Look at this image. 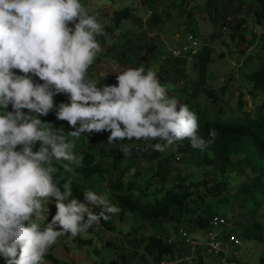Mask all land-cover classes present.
<instances>
[{
	"label": "clouds",
	"instance_id": "clouds-1",
	"mask_svg": "<svg viewBox=\"0 0 264 264\" xmlns=\"http://www.w3.org/2000/svg\"><path fill=\"white\" fill-rule=\"evenodd\" d=\"M97 15L81 0H0V258L5 264H45L59 238L86 237L91 226L121 211L106 195L92 190L83 192V202L70 198L71 181L61 185L54 179L53 161L80 163L73 152L75 138L107 132L109 144L143 140L155 142L150 146L157 152L185 139L201 150L211 142L198 135L197 114L169 97L151 68L114 71L115 84L98 86L89 78L88 70L101 51L97 37L105 35ZM188 33L177 46L167 48L162 60L196 61L204 43L194 33L198 47L191 59L188 54L172 55ZM58 94L67 102L55 105ZM54 107L56 119L66 121L71 131L44 126L39 117ZM209 136L215 138V129ZM131 148L124 144L120 151L129 156ZM39 220L45 221L43 226ZM205 229L199 234L187 231L201 238ZM229 258L237 257L222 262L235 263Z\"/></svg>",
	"mask_w": 264,
	"mask_h": 264
},
{
	"label": "rangeland",
	"instance_id": "rangeland-1",
	"mask_svg": "<svg viewBox=\"0 0 264 264\" xmlns=\"http://www.w3.org/2000/svg\"><path fill=\"white\" fill-rule=\"evenodd\" d=\"M182 0H156L155 6L149 7L148 11L143 3V0H81L90 12L98 13L97 19L102 23L104 28L112 23V16L115 10H121L124 7L131 8V18L122 19L115 30L104 37H97L101 45V51L97 55V62L94 65L93 73L96 77H104L106 81L115 84L114 71L127 67L143 66L146 70L151 68L157 74L159 64L167 63V66L174 69L178 66L182 73L180 83L187 82L189 85L197 83V70H193L192 63H186L182 59H173L167 57L165 60L161 58L154 59V55L148 54L144 49L136 48L138 43L143 44L145 41L154 39L160 55H166L167 48H173L182 42L186 32L194 33L198 36L201 43H204L206 52L210 54L211 61L208 65V71L216 75L215 78L206 79V87H211L218 93L216 103L207 101V95L203 92V87L199 85L200 96L197 101L206 105L208 110L216 112L219 106L222 107V117H230L236 111V99L239 90L244 93L245 109L253 110L261 101L260 92L253 96L248 87L245 73L255 64H258L261 59H264V22L253 26L254 15L253 8L256 6L254 0H218L220 14L224 17V25L214 24L211 22L209 15L203 11L204 0H188L182 4ZM151 11V15L147 13ZM154 12H158L163 24L152 20ZM147 16V19L145 18ZM244 18L246 22L238 27V22ZM192 22V23H191ZM191 23V25H190ZM244 36L246 41H243L240 36ZM138 36V37H137ZM240 49H243L242 51ZM144 54L146 57L140 58L139 55ZM221 54V55H220ZM159 55V54H158ZM125 56L133 57V60L124 63ZM250 58L251 68H240L244 58ZM159 61V62H158ZM159 63V64H158ZM170 63H173L170 64ZM164 65V64H163ZM164 67V66H163ZM158 76V75H157ZM158 78V77H157ZM178 84V83H177ZM227 84L223 92L219 91V86ZM170 97V89L176 86L174 83L163 84ZM207 89V88H206ZM177 100L185 104V98H177ZM61 102H67V97L63 94L55 96L54 104L58 105ZM178 110V109H177ZM55 117V107L46 116L40 117L45 127H53V131L64 129L65 132L72 129L66 121H55L51 118ZM50 119V120H48ZM86 134V133H85ZM87 135V134H86ZM94 139H88L84 143V151H92L95 154V161L101 164H107L111 161L110 149L122 147L124 144L134 143L133 141H121L109 144L107 142V132L90 133ZM68 138H71L70 136ZM151 142L144 141L145 147L151 148ZM91 148V149H90ZM168 152L174 151V164H171L172 170L169 176L175 174L187 175L190 182H195L193 190L201 192L202 186H212L219 181H227L226 186H221L222 190L229 192L230 201L228 203L219 202V195L205 197L204 203L192 202L183 209L173 210L176 218L174 220H132L125 217L123 221L119 220V215L114 219V228L108 229L94 227L91 231L88 229L87 236H77L75 239H69L67 236L58 239L57 243L49 250L51 256L59 261L74 263V264H108L112 259H116L119 264H155L152 256L141 257L142 249L137 239L142 234L157 233L166 235L174 228L185 226L194 234L201 233L198 229L193 228L194 224L189 220L193 216V209L197 208L203 211L204 214L212 212L222 213L224 216L231 219L227 220L226 226L231 231V235L243 239V246L239 250L237 256L238 262L232 264H264V238L262 241L255 239H244L240 232L235 227V221L248 223L252 219H259L264 224V205L258 210L257 214L251 213L244 204L242 197H234L236 191L244 186L254 177L248 172L236 176L228 169H223L217 162L208 164L201 157L194 155L191 151L176 149L172 146L166 149ZM70 164L67 161H53V166L57 170L68 174L71 167L81 165ZM152 163V162H151ZM139 177L133 174V170L124 177L125 182L135 183V191L140 188H145V183L142 179L151 177L155 171L154 163H142L139 167ZM69 178L79 183H85L90 190L97 193L98 189L106 186L108 180L106 177L100 178L97 174L89 179L83 177ZM154 179L152 178V181ZM171 184L170 181L166 183ZM159 186V182L155 179L153 184L149 186L147 191L153 190ZM78 200H84L83 196L76 197ZM53 204H49L51 214L53 212ZM48 219H51L49 215ZM110 225V216H109ZM43 226L44 220L37 221ZM181 224V225H180ZM124 253L127 262H122L118 257ZM45 264H52L48 257H45ZM186 264H200L189 263ZM204 264H224L222 260L217 258H208Z\"/></svg>",
	"mask_w": 264,
	"mask_h": 264
},
{
	"label": "trees",
	"instance_id": "trees-1",
	"mask_svg": "<svg viewBox=\"0 0 264 264\" xmlns=\"http://www.w3.org/2000/svg\"><path fill=\"white\" fill-rule=\"evenodd\" d=\"M188 0H182L181 3L185 4ZM218 0H204L203 11L209 15L211 22L214 24L224 25V17L220 14ZM256 6L253 8L254 21L253 26L257 28V25H261L264 22V0H254ZM145 6H155L156 0H143ZM131 8L124 7L121 10H115L112 16V23L104 28V37L112 33L115 28L120 24L122 19L131 18ZM152 20H155L160 25L163 24V19L158 12H154ZM246 20L242 18L238 22V27L244 24ZM192 23V22H191ZM190 23V25H191ZM264 37V33L262 34ZM138 37V36H137ZM243 41H246L244 36H240ZM205 45H202L196 52V61L192 63V69L197 70L198 80L194 85H189L187 82L180 83L181 69L176 66L171 69L167 66V63H162L159 67L162 69L157 70V77L161 85L174 83L176 86L170 89V97L185 98V104H187L191 111L195 112L199 122L198 135L203 137L205 141H211L204 149L191 148L187 139L176 141L172 147L176 149H186L199 156L202 160L208 164L218 163L223 169H228L236 176L242 173L248 172L254 177L246 183V186L238 189L234 197H242L244 204L247 205V209L257 214L258 210L264 205V59H261L258 64H255L252 69L246 72V81L250 87L249 92L255 96L257 92H260L261 101L253 110L245 109V99L242 90H239V94L236 99V111L231 114L230 117H222L223 109L219 106L216 112L208 110L206 105H203L200 101H197L200 96L199 85L203 87V92L207 95V101L216 103L218 100V93L213 88L206 87V79L215 78L213 72H209L208 65L211 61V56L206 52ZM264 46V44H263ZM136 48L139 50H145L148 54L154 55V59H159L163 56L160 55L157 44L154 39L145 41L143 44L138 43ZM241 51L243 49H240ZM168 53V49H166ZM159 54V55H158ZM221 55V54H220ZM146 55L140 54V58H145ZM124 63L133 60V57L125 56L123 58ZM166 59V58H165ZM163 59V60H165ZM97 60H95V63ZM159 62V61H158ZM185 62V61H184ZM250 62L253 63L250 58H244L242 66L240 68H251ZM95 63L89 68V78L98 82V86L103 84H111L110 81H106L104 77H96L93 73ZM164 64V65H163ZM173 65V63H170ZM164 66V67H163ZM174 66V65H173ZM178 83V84H177ZM227 84L219 86V91L223 92ZM207 88V89H206ZM55 99V97H54ZM9 110H11L9 108ZM40 118V117H39ZM41 119V118H40ZM50 120V119H48ZM53 122L58 120L56 117L51 118ZM42 121V119H41ZM215 129L216 136L212 138L209 136V131ZM72 140L73 138H68ZM94 138L89 134H82L79 138H75V147L73 152L77 157L81 158V165L71 167L69 175L73 177H83L85 180L91 178L97 174L100 178L106 177L108 184L98 189L97 194L106 195L108 200L118 206L121 211L119 220L123 221L125 217H129L132 220L138 219L141 221L146 220H174L177 219L173 210L183 209L190 205L192 202L204 203L205 197L219 195V202L228 203L230 201L229 192L222 190L221 186H226L227 181H219L212 186L203 183V190H193L195 182H190L187 175H180L170 177L169 172L172 170L171 164L175 162V152H157L152 148L145 147L143 140H137L134 143H126L132 145L131 154L124 156L120 151L121 147L111 148L110 156L111 161L107 164H101L95 161V154L92 151H84V143ZM155 143V142H151ZM37 144V148H38ZM91 149V148H90ZM34 150H36L34 148ZM148 162L154 163V173L151 177H147L143 180L145 188H140L138 192L135 191V183L125 182L124 177L133 170V174L139 177L142 163ZM152 162V163H151ZM68 174L63 173L61 170H57L54 173V179L59 184H63L65 181H71L72 197L83 196V192L90 190V187L85 183H79L69 178ZM152 178L159 182V186L155 187L151 191H147L150 185L153 184ZM171 184L167 185L169 182ZM198 208V207H197ZM193 209V216L189 217V220L195 223L196 229L204 230L208 227L209 215L220 214L218 212H212L204 214L199 209ZM95 212H99V208L93 209ZM53 212L55 213V207L53 206ZM117 216L110 215L109 220L101 219L98 224H94L89 228L91 231L94 227L97 228H114V219ZM227 219L230 221L227 217ZM178 220V219H177ZM181 225V224H180ZM235 227L240 232V236L244 239H255L262 241L264 238V224L259 219H252L248 223H242L235 221ZM231 231L225 232L224 237L227 239L230 237ZM198 238V237H196ZM200 239V238H198ZM142 249L141 257L152 256L155 264L164 259L172 251V245L167 243L164 235H160L154 232L142 234L137 239ZM124 253L119 254V258L122 262H127L124 257ZM45 257H48L52 264H74L62 262L47 253ZM237 258H229L228 262H238ZM204 264V262H198ZM0 264H5L3 258H0ZM108 264H119L116 259H112Z\"/></svg>",
	"mask_w": 264,
	"mask_h": 264
},
{
	"label": "built area",
	"instance_id": "built-area-1",
	"mask_svg": "<svg viewBox=\"0 0 264 264\" xmlns=\"http://www.w3.org/2000/svg\"><path fill=\"white\" fill-rule=\"evenodd\" d=\"M185 40L181 47L172 50L174 57L188 54L191 59V55L197 50L198 40L193 33H188ZM175 51H179V55H174ZM227 225L225 216L212 215L200 239L191 236L185 226H179L166 236V241L172 245V251L158 264L198 263L206 261L209 257H221L225 261L227 257H237L243 241L233 235L226 239L224 227Z\"/></svg>",
	"mask_w": 264,
	"mask_h": 264
}]
</instances>
